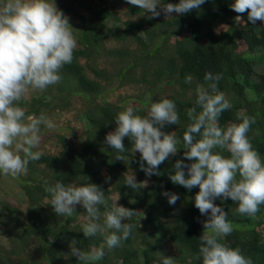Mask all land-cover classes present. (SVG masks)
<instances>
[{
	"label": "trees",
	"instance_id": "trees-1",
	"mask_svg": "<svg viewBox=\"0 0 264 264\" xmlns=\"http://www.w3.org/2000/svg\"><path fill=\"white\" fill-rule=\"evenodd\" d=\"M157 2L148 13L128 3L123 22L109 0L64 2L61 17L72 13L77 25L63 24L64 33L76 45L58 70L34 67L40 87L46 82L41 95L28 100L21 90L11 102L1 99V115L43 119L57 109L48 94L59 91L61 109L85 96L93 128L79 152L60 137L54 155L18 154L22 172L10 176L28 218L0 200V216H14L5 229L21 230L12 249L0 251V264H264V73L255 70L264 60L256 52H264V0ZM161 7L178 14L165 18ZM110 39L120 45L107 48ZM66 45L61 36L44 55ZM137 84L144 92L133 98L152 112L126 105L130 97L121 93L111 100Z\"/></svg>",
	"mask_w": 264,
	"mask_h": 264
},
{
	"label": "rangeland",
	"instance_id": "rangeland-1",
	"mask_svg": "<svg viewBox=\"0 0 264 264\" xmlns=\"http://www.w3.org/2000/svg\"><path fill=\"white\" fill-rule=\"evenodd\" d=\"M71 1L74 0H0V101L3 98L11 102V100L19 96L21 90L24 97L28 100L35 94L41 95L45 89L46 82L43 83V87H40L38 83L39 78L37 79L39 74L34 70V67L41 65L48 69L58 70L62 61L65 59L66 52L73 45H76L75 39L72 35L65 34L63 27V24L70 22L72 28H76L74 14H69L68 18L61 17L63 14V3H71ZM109 1L113 3L115 13L121 18V22L128 18L126 11L128 3L138 2L142 4L147 10L146 13L148 11H154L155 6L158 4V0ZM159 11L165 18H172L178 14L177 11L166 7H161ZM15 12L21 13V21L14 15ZM117 23L114 20H109L108 22L110 26L117 27L118 31H122L123 25ZM217 31L219 30L217 29ZM184 33H188V30H185ZM61 36L66 38V47L57 56H53L50 53H47L48 55L45 56L44 47L52 46L54 50H57L60 45ZM173 41L174 39H172ZM119 45L113 39L108 40L106 43L107 48L117 47ZM238 51L245 53L244 45L240 44ZM256 52L259 57L264 56V52L261 49ZM107 61V58L102 60L103 67L110 69L111 64ZM30 68L31 70L28 72ZM255 70L259 74L264 73V60L257 61ZM22 75L28 76L26 84L23 86L20 85ZM63 85L66 89L69 88L68 90L72 91L73 82H68ZM63 85L62 87H64ZM143 92V85L137 84L131 87L120 88V90L113 91L109 96L114 101L120 93L127 95L130 99L126 105H137V109L141 108L145 112H152L144 108L138 101L136 103L135 98H133L135 96L138 98ZM71 98L66 102V105H69V107L60 109L58 102L62 103L64 97L60 96L59 91L48 94L46 97L47 101H53L52 104L57 109L50 110L48 114H45L43 119L31 118L29 116L22 118L15 115L16 113H12V115L0 114L2 116V120H0V171L3 173L2 179L0 180V200L7 199L9 203L21 209L19 202L21 203L23 199L22 188L17 180L10 176L11 173L16 171L22 172L20 171V164H14V162L19 161L18 154H26V152L32 150V152H49V154L54 155L61 151L62 144L59 139L61 136L70 140L71 143L69 146L74 152L81 151L86 139L84 135V131H86V119L81 117V115L89 110V105L85 100V96L77 95ZM104 99L108 100L106 98ZM100 102L98 100L97 104ZM161 103H163V100H161ZM254 158L261 163L259 157L254 156ZM125 164L127 165L128 162H125ZM261 176L264 178V169L261 170ZM143 185L148 186L150 182L145 181ZM113 198V202L117 205V208L123 211L119 197L115 195ZM21 205L25 208L22 214V218L25 219L24 214L27 208L25 204L21 203ZM234 213L240 216L237 211H234ZM7 221L6 218L0 219V227ZM75 226H81L80 228L83 229L81 223L75 224ZM205 232V236L207 237H224L222 232L216 235H208L210 231ZM15 233L18 234L19 231L16 229ZM76 233L80 234L78 232ZM217 238L216 240H218ZM12 246L11 243H8V238L0 234V251L12 249ZM35 247L36 244L33 243L31 245L32 251ZM164 249L173 253V247L170 244H165ZM13 259L16 260L17 256L11 255V260Z\"/></svg>",
	"mask_w": 264,
	"mask_h": 264
},
{
	"label": "clouds",
	"instance_id": "clouds-1",
	"mask_svg": "<svg viewBox=\"0 0 264 264\" xmlns=\"http://www.w3.org/2000/svg\"><path fill=\"white\" fill-rule=\"evenodd\" d=\"M63 104V102L62 103H59L58 102V105H60V109H61V105ZM100 105V104H99ZM63 109V108H62ZM89 111V110H88ZM87 111V112H88ZM87 112L86 113H82V115H81V117H84L85 119H86V131H84V135L86 136V139H85V142H84V145L88 142V135H86V133L90 130V129H92L93 128V126H92V122L87 118V116H85L86 114H87ZM245 113V111H242L241 113H240V115H243ZM61 137H64V136H61ZM83 145V146H84ZM0 170H1V167H0ZM3 174V173H2ZM145 181H149L150 182V184H151V180L150 179H146V180H144L143 182H142V185L144 184V182ZM149 186V185H148ZM148 186H144L143 185V187H148ZM58 197H60V194H58ZM1 205V204H0ZM20 209V208H19ZM0 210H2V206H0ZM23 213H24V209L23 208H21L20 209ZM26 213H27V211H26ZM26 213L24 214V216H25V219H23V220H25L24 221V223L26 224L27 223V216H26ZM7 214H9V213H7ZM22 215V214H21ZM3 216V215H2ZM10 217H14V216H9V217H6V216H3V217H1L0 216V219H3V218H6L7 220H9L10 219ZM80 217V216H79ZM5 224V223H4ZM2 225L1 227H0V234L1 235H5L7 238H8V243H11V244H13V242H16V238L19 236V234L21 233V230L20 229H17V228H14V227H8L7 228V230L5 229V226L6 225ZM11 224V226H12V223H10ZM85 227V226H84ZM84 227H83V232L86 234V233H88V228H87V230H85L86 229V227H87V225H86V227H85V229H84ZM17 229V231H19V233L17 234V233H15V230ZM4 230H5V232H4ZM47 259H49V260H51V257H46Z\"/></svg>",
	"mask_w": 264,
	"mask_h": 264
}]
</instances>
